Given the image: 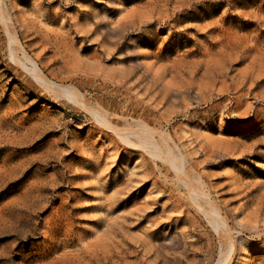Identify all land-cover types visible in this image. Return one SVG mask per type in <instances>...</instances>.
I'll list each match as a JSON object with an SVG mask.
<instances>
[{
	"label": "rangeland",
	"instance_id": "1",
	"mask_svg": "<svg viewBox=\"0 0 264 264\" xmlns=\"http://www.w3.org/2000/svg\"><path fill=\"white\" fill-rule=\"evenodd\" d=\"M2 5L54 81L169 134L232 225L230 264H264V0ZM7 41L0 25V264H216L229 241L171 168L44 91Z\"/></svg>",
	"mask_w": 264,
	"mask_h": 264
},
{
	"label": "bare ground",
	"instance_id": "2",
	"mask_svg": "<svg viewBox=\"0 0 264 264\" xmlns=\"http://www.w3.org/2000/svg\"><path fill=\"white\" fill-rule=\"evenodd\" d=\"M4 11L2 0H0V25L3 27L8 39L9 61L21 69L24 74L44 91L58 94L61 98L67 99L68 102L79 108V110L86 112L100 129L112 133L124 145L144 152L154 160L168 165L180 184L187 190L193 206L205 217L209 225L219 236L220 232H222L229 241L228 250H221L216 264H230L236 248L235 233L231 227L232 225H229L226 217L223 215L224 212L222 213L221 208L219 209L214 204L207 192L195 187L194 183H191L186 172L185 157L181 154L180 156H176L173 153V148L170 146V143L175 145L174 139L169 134L158 132L145 122L139 121L137 123L134 122L136 125L126 124L124 127L118 126L109 118L106 112L101 109L92 108L77 87L70 84H59L54 81V79L45 73L41 63L28 53L26 47L20 42L19 37L13 33L9 24L11 20L7 18ZM174 148L178 149L176 145Z\"/></svg>",
	"mask_w": 264,
	"mask_h": 264
}]
</instances>
